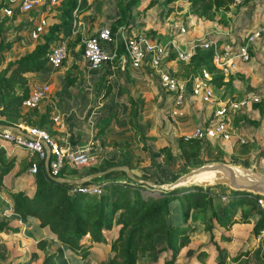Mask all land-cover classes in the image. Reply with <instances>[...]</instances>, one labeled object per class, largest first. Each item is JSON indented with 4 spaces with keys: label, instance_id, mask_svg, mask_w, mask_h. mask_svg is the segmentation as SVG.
Returning <instances> with one entry per match:
<instances>
[{
    "label": "rangeland",
    "instance_id": "obj_1",
    "mask_svg": "<svg viewBox=\"0 0 264 264\" xmlns=\"http://www.w3.org/2000/svg\"><path fill=\"white\" fill-rule=\"evenodd\" d=\"M125 1L77 0L76 6L72 9H69V0H61L59 4L56 2L55 5L49 7L50 9L40 6L41 1H39L33 10L14 17L5 16L0 4V21H2L4 30L2 34L5 37L2 47H0V107L1 104L3 105L5 95L21 91V86L28 87V85L20 84L22 72L12 73L10 63L31 52L37 45L48 39L56 24L63 28L60 27L63 34L68 28L71 33L75 27L78 28L80 25L75 24V21H83L86 18L91 28L106 25L111 27L117 43V57L114 59L111 69H100L102 73L100 81L105 78L111 81L110 92L109 87L107 88L109 84L106 83L104 88L93 84L90 93L88 89H85L90 86L87 85L85 74H79V81L85 80L79 89L82 94L80 96L85 99L87 94H91L92 99L90 105L72 110L76 111L80 117H85V123L83 120H79L77 123L81 126L85 124L90 129L98 127L105 134L99 136L94 142L102 144L101 147H95L96 155L99 158L98 162L70 166V168L77 169L76 176L68 174L69 171L62 176L83 177L93 173V169L96 168H98L96 171H99L115 164L128 165L127 158H129L134 168L133 175L142 179L141 181L127 176L122 170L120 172L110 171L102 175L101 179L108 182L115 180L126 183L138 182L130 184L134 186L131 198L135 199L137 196H155L171 190L156 188L153 183L175 179L188 162L220 159L245 165L256 164L260 170L264 171V36L256 42L248 66L243 71L234 73L228 83L215 86L216 93L224 98H237L248 94L258 95V101L251 102L234 112L231 118L233 128L243 136L244 141L240 142L231 138L222 142H212L210 146L204 148L209 141L187 142L181 138V133L204 118H208L209 110L201 103L192 102L185 106L186 110L182 117L176 118L180 124L174 121L169 110L170 97L157 86L155 76L143 68L137 70L129 66V59L121 35L114 32L119 26H123L122 28L129 33L133 28L134 31L152 34L159 37L158 39H169L175 35L178 25L187 22L186 16L192 13L194 19L199 21V27L195 32L191 28L188 36L201 37L205 33L209 36L212 32L207 31L216 28V24L223 26L227 24L233 27L231 22L237 19L238 23H243V20L248 19L244 13H247L251 7L246 2L238 4L232 2L227 8L225 6L212 7L207 13L201 15L199 10L192 11L189 0H175L174 2L172 0H154V3L149 7L143 6L149 0H139L137 4L131 6L126 5ZM1 2L4 0H0ZM232 7L236 9L232 10ZM45 9L50 10L49 13H44ZM168 11L172 15L167 20ZM42 14L47 17L48 23L45 25L47 27L43 28L44 31H41L38 36L33 37L31 30ZM54 17L60 20L56 21ZM66 19L68 20L64 23ZM112 26H116V28L113 29ZM81 28L80 26L79 29ZM166 28L168 30L164 31L163 29ZM81 38L82 34L80 30H77L73 39H67V55L61 69L64 66L69 67L68 65L71 64L75 54L82 53ZM112 43L115 44V41ZM197 52L200 53L201 50L197 49ZM197 60L207 68L212 64L202 58ZM195 64L196 59L190 63L176 61L171 63V68L186 75ZM55 72L57 73V70ZM72 73L68 72L67 76L70 77ZM10 75L13 80L7 81V77ZM3 86L4 88H2ZM75 90L76 88L73 89V91ZM107 92H109L108 95ZM83 98H80L79 101H83ZM46 99L48 98L43 101ZM131 99L135 100L137 110L140 105L141 112L134 115L125 112L127 102ZM94 105H99L103 109L96 114L95 118H92L93 121L87 122V117L94 114ZM21 106L25 105L21 103ZM36 109H38V105L29 107L33 115H39L40 112ZM96 118L97 120L94 122ZM173 123L178 125V130L174 128ZM108 141L110 143L113 141L115 146H107ZM6 142L9 147L4 149L2 159H6L8 153H13L17 160L16 166L6 176V180L14 175V181L18 183L15 190L22 189L28 184L31 192L35 176L30 178L27 176L26 162L30 157L29 151L19 146H12L10 141ZM111 161L114 163L109 164ZM16 171L18 175L15 174ZM84 182L86 185L99 187L96 192L93 191L91 194L88 192V198L100 195L101 187L97 177L88 178ZM183 187L186 186L177 187L174 192L187 194V205H199L202 207L201 210L206 208L203 211L202 221H193L191 217L184 220L181 217V225L189 227L195 223V229L189 236L190 238L181 236L182 243L173 264H235L237 262L239 264H264V226L260 230H256V224L262 215L257 209H264V197L257 200L253 192L238 189V197H242V199L236 203L234 213L236 220L229 225H224L215 218L213 210H220L222 204L227 201V197L225 195L220 197V194L226 193L225 191L233 192L231 187L227 188L224 184H210L202 188ZM3 191L0 190V220L9 222L13 226H21V229L16 232L10 230L0 232V264H100L103 262L107 264L111 240L118 231L116 225H113L110 230H106L105 240L94 242L86 258L82 259L71 250L61 247L57 241L49 237L50 235L46 236L45 231H39L33 227V221L31 222L29 219L21 221L18 218L19 214L12 210L11 195L7 191ZM157 201H150L146 207H150ZM175 204L181 208L178 200ZM194 209L199 208H191V213L195 211ZM119 212L120 210L117 209L115 217ZM165 217L169 222L168 216ZM164 227L165 219L162 214L156 225L157 232L152 236L154 243L159 248L167 244L166 235L162 231ZM168 255V251H161L157 260L140 257L136 264H165L164 258Z\"/></svg>",
    "mask_w": 264,
    "mask_h": 264
},
{
    "label": "trees",
    "instance_id": "obj_2",
    "mask_svg": "<svg viewBox=\"0 0 264 264\" xmlns=\"http://www.w3.org/2000/svg\"><path fill=\"white\" fill-rule=\"evenodd\" d=\"M138 1L139 0H126L125 3L126 5L131 6L137 4ZM189 1L192 11L195 12L199 10V13L202 15L207 13L212 7L220 8L221 6H225L227 8V6L234 0ZM69 2V9H72L77 4V0H69ZM153 2L154 0H149L146 7L151 6ZM0 4L3 6L5 3L1 2ZM67 20L68 19H66L64 23L67 22ZM54 27L55 29L48 39H45V41L37 45L31 52L24 54L19 59L10 63L12 73L28 70L35 71L44 66L47 59L46 53L51 44L65 35L70 34L69 28L66 29L63 34V30H61L62 27L59 24H56ZM112 28L115 29L116 26H112ZM3 32L2 21H0V47H2V43L5 41V37L2 34ZM200 50V53L196 50L193 57L188 61V63H190L196 59V64L191 67V70H196L202 65L197 59L202 58L207 62H212V51ZM208 68L214 71L213 64ZM72 78L74 77H69V80H72ZM230 79L231 77L225 79L223 73L214 71L212 82L214 86H219L228 83ZM12 80V75L7 77V81ZM19 82L21 85L23 84L22 77ZM21 87L22 90L20 92L5 95L0 114L7 120L0 119V123L13 125V119L20 115H24L27 121H31L32 124L41 127L43 126L49 131L50 127L47 123L49 121L48 112L33 115L30 112L32 110L27 109L26 112L22 113L21 103L28 95L29 87ZM2 88H4V86ZM130 103L136 113L137 104H135V100L131 99ZM181 138L187 142L199 141V139L194 138L187 139L183 135H181ZM199 142H201V140ZM210 143L212 142L209 141L206 143L204 148L210 146ZM33 158L34 156L29 157V160L26 162L27 167L30 166ZM201 162L204 161L188 162L182 172L185 171L189 165ZM110 163L113 164L114 162L111 161L109 164ZM127 164L129 165L130 170L134 172V168L131 165L129 158H127ZM14 165L15 157L11 156L7 160H2L0 150V188L6 189L11 195L13 205L12 210L19 214L18 218L20 220L26 221L29 217L36 218L38 226L43 228L46 234L50 235L52 239L57 241L61 247L71 250L82 259L86 258L93 243L96 241H104L106 238L105 231L110 230L113 225H116L118 231L112 237L111 250L107 264H136L137 259L140 257L157 260L159 257L158 254L161 251L169 252V255L164 258V263L173 264L180 250L182 243L181 236L188 239L195 229V223L188 227L186 225H181V222L174 221L173 218L176 211L180 212V215L184 220L191 217L193 221H202L203 211L206 208L204 207L203 210H201L202 207H199V205H187L186 199L188 195L174 192L175 188L182 185L165 191L164 194L159 193L155 196L150 195L145 197L137 196L135 199H132L131 194L134 186H131L130 184L138 182H135L130 178L126 179L131 182L133 181L132 183L117 180L108 182L102 180V176H99L97 179L100 184L99 186L101 187V193L100 195L88 198V192H82L79 190L70 191L74 183L60 182L52 179L47 174L43 161H39V169L34 174L35 182L31 186L32 191L30 192L26 189L15 191L10 184L7 185L3 181L4 175H6ZM97 169L98 168L93 169V171L95 172ZM67 172L68 174L71 173V175L76 176L77 169L66 166L61 169L59 175H66ZM183 186H186L183 188H187V186L196 188L203 187L198 184ZM226 187L230 188L229 186ZM232 189L233 192L229 193L225 191L226 193L220 194V197L221 195H225L227 201L222 204L220 210H213L215 218L224 225H229L230 223L235 222L236 218L234 213L236 210V203L242 199V197H238V189ZM254 194L257 200L264 197L262 194ZM155 200L158 201L153 203L150 207H146L150 201ZM176 200L180 202L181 208L178 205L176 206ZM194 207L199 209H194L195 211L191 213V208ZM117 209H119L120 212L115 217ZM257 210L262 214L256 224V230H260V228L264 226V209ZM162 214L165 219V227L162 231L166 235L167 244L166 246L159 248L158 245L154 243L152 236L157 232L156 225ZM166 215L168 216L169 222L166 220ZM3 230L16 232L20 230V226H13L9 222L0 220V232ZM100 264L106 263L103 262ZM235 264H239V262Z\"/></svg>",
    "mask_w": 264,
    "mask_h": 264
},
{
    "label": "built area",
    "instance_id": "obj_3",
    "mask_svg": "<svg viewBox=\"0 0 264 264\" xmlns=\"http://www.w3.org/2000/svg\"><path fill=\"white\" fill-rule=\"evenodd\" d=\"M245 1L234 0L233 2L238 4ZM4 3L3 14L14 17L34 9L38 0H4ZM192 15L188 16L187 22L178 25L175 35L169 39H158L134 30L129 33L122 28L123 26H119L114 32L121 35L130 66L137 69L143 68L155 76L159 88L170 97L169 110L174 121L177 117H182L186 110L185 106L192 102L201 103L209 110L208 118H204L181 133L185 138L210 142H222L235 138L243 142V136L233 128L231 118L234 112L251 102L258 101L259 97L248 94L237 98H224L215 91L213 75L214 71H218L224 74L225 79H228L234 73L245 69V65L251 60L257 40L264 36V23L241 37L217 27L216 33L223 32L225 36L204 34L201 37H190L188 36L190 29H197L199 23ZM77 23L79 24L75 21V24ZM46 24L47 19L41 17L32 28L31 35L38 36ZM113 41L115 44L112 43ZM81 42L83 45L81 55L89 69L97 70L105 64L113 66V61L117 57V43L110 26H101L92 33L82 35ZM197 49L212 51L211 61L214 71L203 64L196 70H190L186 75L178 74L177 70L171 68L172 62H188ZM66 55L67 41L61 38L49 47L46 63L53 68H58ZM48 91L49 84L46 81L34 84L22 101L23 105L37 106L47 96ZM53 119L56 120L57 117ZM176 122L180 124L179 121ZM173 126L176 130L179 129L175 123ZM19 128L20 130L0 127V139L27 149L29 156H34L29 166L31 173L38 171L39 161H43L46 166L47 158L48 169L53 175H59L61 169L66 166L94 164L99 160L95 149L75 145L69 141L60 142L44 127L27 125ZM71 188V191L90 193L99 190L98 186H89L85 182L74 183Z\"/></svg>",
    "mask_w": 264,
    "mask_h": 264
},
{
    "label": "crops",
    "instance_id": "obj_4",
    "mask_svg": "<svg viewBox=\"0 0 264 264\" xmlns=\"http://www.w3.org/2000/svg\"><path fill=\"white\" fill-rule=\"evenodd\" d=\"M39 1H41V3L39 4L40 6H45V8L50 9L49 7L51 5H53V4L55 5L56 2H58V4H59L61 0H38V2ZM174 1L175 0H172V2H174ZM245 2L251 7V9H249V11L247 13H244V15H247V17H248L247 20H243L242 21L243 23H238V19L236 21L234 20V22H231L233 27L231 25H227V24L225 26H223L221 24H216L217 25L216 27L218 29H221V30L230 31L231 34H235L237 37L238 36L241 37L246 32H249L252 29L260 26L261 24H263L264 23V0H246ZM146 4H147V2L143 6L146 7ZM235 9H234V7H232V10H235ZM49 11L50 10H46L45 9L43 12L44 13H49ZM50 13H53V12H50ZM168 13H169V11H168ZM231 13H232V11L230 12V14ZM171 15H172L171 13L166 15L167 20L171 17ZM189 15H192V13H189L186 16V18H188ZM41 17H45L47 19L45 14L40 15L39 19ZM39 19L34 24V26L39 22ZM54 20L58 21L60 19L57 18V17H54ZM78 22L80 24L79 27L81 26L82 28L79 29V27L78 28L75 27L73 29V31L69 35H67L65 37H62V39H65L66 41L69 38L73 39L74 38V33L77 30H80L82 35H87L89 33L94 32L97 28H99V27H92L91 28L90 25H88V22L86 21V18L83 21L82 20H78ZM47 23H48V21H47ZM34 26H33V28H34ZM46 27L47 26H45L44 29ZM198 27H199V24L197 26V29H198ZM44 29L42 31H44ZM197 29H195L194 32L197 31ZM215 29L216 28H214L212 31H207V32H209V33L212 32V34L210 33V35H212V36L224 35L223 32L216 33ZM132 30H133V28H132ZM163 30L166 31L168 29L166 28V29H163ZM210 30H211V28H210ZM86 32H88V33H86ZM153 37H155V36H153ZM156 38H159V37L156 36ZM73 58L74 59L72 60L71 64L68 65L69 66L68 68H67V66H64V68L61 69L62 64L58 68H53L48 63H45L44 66H42L39 70L24 71V72H22L21 76H22V79H23V84L24 85H28L29 89L34 84H36L38 82L46 81L49 84V91L47 93V96L45 97V98H48V99L43 101V99H45V98H43L41 100L42 102L40 101L38 103L37 111H39L40 113L48 112L49 121L47 123L49 124V127H50L49 128V132H50V134L52 136H54L60 142L69 141V142H71V143H73L75 145H83V146H87V147H90L92 149H95V147H97V146L101 147L102 144L101 143L97 144V143H94V142L97 141V138L99 136H103L105 133H102L101 129L98 128V127H96V129H90L87 126H85V124H84V126L78 125L77 122H79V120H81V121L83 120V122L85 123V121H84L85 117L82 118V117H80V115L76 111H74V112L72 111V110H75L76 108L79 109V107H81V106L86 107L87 105H90L91 104L90 100L92 99L91 94H87L85 96L86 97L85 99L82 96H80L82 94L79 91V89H80V86L85 83V80L84 81H79V79H80L79 74L80 73L85 74L87 85L88 84L90 85L89 87L87 86L85 89H88L90 91V93H91V89H92V85L93 84L99 85L98 86L99 88H104L106 83L109 84L107 86V88L109 87V92H110V90L112 88L111 81L109 79H106V78L105 79L103 78L104 80L100 81L101 74H102L100 69L101 70L111 69L112 66H110L108 64H105L104 66H102L101 68H99L97 70H92V69H89L87 67V65L84 62L81 54L80 55L75 54L73 56ZM248 63H247V65H245L244 68H246L248 66ZM135 69H137V68H135ZM56 70H57V73L55 72ZM68 72H73L71 74V76L74 77V78H72V80H69V77L67 76ZM157 86H158V83H157ZM74 88H76L75 91H73ZM18 92H20V91H18ZM109 92H107V95L109 94ZM80 98H83L85 101L84 100H83L84 102L83 101H79ZM74 100H77V101H74ZM72 105L74 106L73 108H72ZM130 105H131L130 101L127 102V109L125 108V110H126L125 112H127L128 114L131 113L132 115H134L136 113L141 112L140 105H139V108H138L136 113H135L134 108L132 106H130ZM1 108H2V104H1L0 109ZM27 109H29V107L21 106L22 113L26 112ZM102 109L103 108L100 107L99 105H94L93 106V113L94 114H92L90 116L88 115L89 117H87L88 118L87 122L93 121L92 118L93 117L95 118L96 114L98 112H101ZM53 117H57V119L54 120ZM0 119H5V118H4L3 115L0 114ZM5 120H7V119H5ZM96 120H97V118L94 120V122H96ZM12 122H13V125H15L17 127H25L27 125H36V124H32L31 121H27L24 115H20V116L16 117L15 119H13ZM0 124H5V123H0ZM96 125H97V123H96ZM93 138H95L94 141H93ZM115 140H118V139H115ZM2 141H4V142H2ZM6 141L7 140L0 139L1 158H2V154L4 152V149L9 147ZM114 144L115 143L113 141L111 143L109 141L106 143L107 146H113ZM13 145L14 144L12 143V146ZM15 146H17V145H15ZM11 156H14V154L13 153H10V154L8 153V156L6 157V159H2V160H7ZM28 160H29V158H28ZM16 164H17V160H16V157H15V165L13 167H15ZM12 168H11V170H12ZM11 170L6 175H4L3 181L7 185L10 184L12 186L13 190H15V188H17V186H18V183L14 181L15 176L12 175L8 180H6V176L11 172ZM116 171H121V170H115V171H112V172H116ZM15 174L18 175L17 171H16ZM34 174L35 173H31L29 171V167H28L27 176H29V178L31 176L34 177ZM20 189L21 188H19L18 190H20ZM22 189L29 190L30 187L27 184V186L22 188ZM0 190L6 191V189H4V188H0ZM180 219H181L180 212L176 211L173 220L176 221V222H180ZM29 220L31 222L33 221V225L32 226L35 227L37 230L45 231L43 228H40L38 226L36 218L29 217ZM21 221H24V220H21ZM20 229H21V226H20ZM45 235L48 236V234H46V233H45ZM49 237L52 239L51 236H49Z\"/></svg>",
    "mask_w": 264,
    "mask_h": 264
},
{
    "label": "water",
    "instance_id": "obj_5",
    "mask_svg": "<svg viewBox=\"0 0 264 264\" xmlns=\"http://www.w3.org/2000/svg\"><path fill=\"white\" fill-rule=\"evenodd\" d=\"M0 127L20 130L19 127L10 124H0ZM48 148V146H46ZM48 158L46 159L47 174L54 180L68 183H83L88 178L99 177L110 171L122 170L127 176L141 181L142 179L133 175L129 166L126 164H115L106 167L105 169L95 171L83 177H65L61 175H53L50 173L47 166ZM225 184L234 189L251 191L264 195V171L260 170L256 164L244 165L236 162H227L223 160H210L198 164H192L175 179L153 183L156 188H175L180 185L198 184L207 186L210 184Z\"/></svg>",
    "mask_w": 264,
    "mask_h": 264
}]
</instances>
